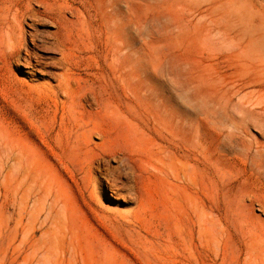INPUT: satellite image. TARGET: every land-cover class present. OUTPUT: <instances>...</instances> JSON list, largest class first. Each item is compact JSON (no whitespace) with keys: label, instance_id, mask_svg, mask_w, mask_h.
I'll return each instance as SVG.
<instances>
[{"label":"rangeland","instance_id":"1","mask_svg":"<svg viewBox=\"0 0 264 264\" xmlns=\"http://www.w3.org/2000/svg\"><path fill=\"white\" fill-rule=\"evenodd\" d=\"M0 264H264V0H0Z\"/></svg>","mask_w":264,"mask_h":264},{"label":"bare ground","instance_id":"2","mask_svg":"<svg viewBox=\"0 0 264 264\" xmlns=\"http://www.w3.org/2000/svg\"><path fill=\"white\" fill-rule=\"evenodd\" d=\"M19 6V5H18ZM18 9V8H17ZM21 11V10H20ZM19 15V14H18ZM12 16V15H11ZM16 16V15H15ZM24 16V15H23ZM20 18V17H19ZM20 20V19H19ZM20 23V22H19ZM20 25V24H19ZM8 39V38H7ZM9 41V40H8ZM9 46V45H8Z\"/></svg>","mask_w":264,"mask_h":264}]
</instances>
